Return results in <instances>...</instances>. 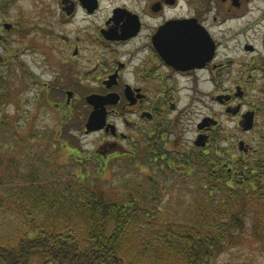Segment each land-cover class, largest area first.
I'll return each instance as SVG.
<instances>
[{
	"label": "flooded vegetation",
	"instance_id": "af4514ba",
	"mask_svg": "<svg viewBox=\"0 0 264 264\" xmlns=\"http://www.w3.org/2000/svg\"><path fill=\"white\" fill-rule=\"evenodd\" d=\"M41 11L50 46L36 51L53 74L41 92L65 99L54 103L65 115L85 99V125L99 99L104 125L84 131L101 134L89 155L104 172L146 162L182 178L204 156L241 177L264 159V0H47Z\"/></svg>",
	"mask_w": 264,
	"mask_h": 264
},
{
	"label": "trees",
	"instance_id": "16d2710c",
	"mask_svg": "<svg viewBox=\"0 0 264 264\" xmlns=\"http://www.w3.org/2000/svg\"><path fill=\"white\" fill-rule=\"evenodd\" d=\"M91 157L78 156L70 171L46 160L28 172L15 158L0 161V264H33L35 256L39 264H218L242 244L248 221L264 250V159L241 177L204 156L185 179L160 165L149 189L132 184L115 201L98 189L92 172L103 170ZM175 186L194 189L178 195L183 208L164 203L161 189Z\"/></svg>",
	"mask_w": 264,
	"mask_h": 264
},
{
	"label": "rangeland",
	"instance_id": "374dc122",
	"mask_svg": "<svg viewBox=\"0 0 264 264\" xmlns=\"http://www.w3.org/2000/svg\"><path fill=\"white\" fill-rule=\"evenodd\" d=\"M41 1L47 0H0V161L7 164L15 158L20 169L28 172L33 164L43 168L46 160L54 166L53 169L65 167V171H70L76 159L79 160L78 156L86 158L98 147L101 134H86L84 131L87 119L85 99L73 101L70 112L65 115L54 108L55 102L62 103L65 99L45 97L41 92L44 88L48 89L45 84L50 87L49 81L53 79L47 66L50 60L37 52L50 46L49 39L44 38L37 27L39 15L43 14ZM8 23L13 24L15 29L8 31L5 28ZM56 134L69 147L55 142ZM192 135L186 133L185 138L188 140ZM13 146L15 148L10 149ZM92 160L98 169L96 157ZM149 171L140 164L138 167L125 166L120 165L119 160H113L105 172H92V178L106 196L120 201L132 184H140V191L149 189L147 178L153 176ZM158 181L163 183V179ZM174 189H161L165 191L164 203L169 200L175 208H183L185 202L178 195H190L194 189L179 191L176 186ZM160 209L163 207L160 206ZM163 224L160 222L158 226ZM251 224L247 222L242 244L224 252L218 264H264V250L252 237ZM32 263L39 264V258L35 256Z\"/></svg>",
	"mask_w": 264,
	"mask_h": 264
},
{
	"label": "water",
	"instance_id": "95a60500",
	"mask_svg": "<svg viewBox=\"0 0 264 264\" xmlns=\"http://www.w3.org/2000/svg\"><path fill=\"white\" fill-rule=\"evenodd\" d=\"M5 28L10 29L11 26L6 24ZM88 100L96 107L97 110L93 111L88 120V123L86 124L87 133L97 131L104 125V114L98 110V106L100 105L99 99L91 97Z\"/></svg>",
	"mask_w": 264,
	"mask_h": 264
}]
</instances>
